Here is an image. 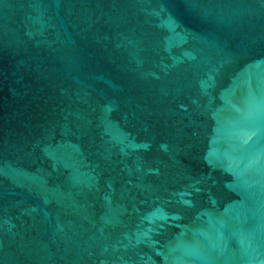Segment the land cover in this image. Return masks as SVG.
Listing matches in <instances>:
<instances>
[{"label": "water", "instance_id": "obj_1", "mask_svg": "<svg viewBox=\"0 0 264 264\" xmlns=\"http://www.w3.org/2000/svg\"><path fill=\"white\" fill-rule=\"evenodd\" d=\"M0 264H264V0H0Z\"/></svg>", "mask_w": 264, "mask_h": 264}]
</instances>
